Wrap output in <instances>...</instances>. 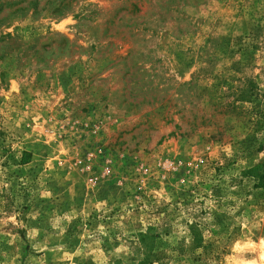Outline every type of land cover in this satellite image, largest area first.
I'll list each match as a JSON object with an SVG mask.
<instances>
[{"label":"rangeland","instance_id":"374dc122","mask_svg":"<svg viewBox=\"0 0 264 264\" xmlns=\"http://www.w3.org/2000/svg\"><path fill=\"white\" fill-rule=\"evenodd\" d=\"M264 0H0V264H264Z\"/></svg>","mask_w":264,"mask_h":264},{"label":"trees","instance_id":"16d2710c","mask_svg":"<svg viewBox=\"0 0 264 264\" xmlns=\"http://www.w3.org/2000/svg\"><path fill=\"white\" fill-rule=\"evenodd\" d=\"M254 180L253 188L256 190H264V163L249 169L245 173ZM144 264V263H142Z\"/></svg>","mask_w":264,"mask_h":264}]
</instances>
